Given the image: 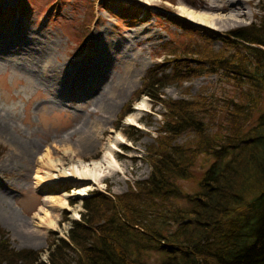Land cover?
Instances as JSON below:
<instances>
[{"label": "rangeland", "instance_id": "1", "mask_svg": "<svg viewBox=\"0 0 264 264\" xmlns=\"http://www.w3.org/2000/svg\"><path fill=\"white\" fill-rule=\"evenodd\" d=\"M262 5L264 0H0V38H14L19 43L26 32L38 37L40 43L45 42L53 65L65 67L67 76L76 71L84 82L80 89L75 86L72 94H61L57 99L56 87L49 88L39 79L41 65L31 67L34 61L29 48L18 46L0 55V229L9 246L38 252L39 260L45 261L48 240L65 239L70 222L83 212V198L93 192L120 195L129 184L145 179L149 168L144 150L153 142L163 112L148 97H135L146 72L160 63L163 73H168L164 60L171 55L166 48L179 42L204 37L214 50L219 49V40L227 32L257 24ZM181 9L213 22L195 24ZM84 33L85 38L79 40ZM50 74L46 73L45 79L53 81ZM215 79L212 75L198 76L179 85L171 83L160 89L161 98H191L210 85L220 95V89L223 93L229 87ZM88 81L92 82L86 87ZM83 90L92 94L80 98ZM96 100H114L115 104L101 110ZM139 102L143 110L136 111ZM123 112L128 113L116 129V119ZM86 135L90 139H82ZM111 139L116 140L113 154L117 170L83 191V196H68L66 208L58 214V230H47L43 240V230L34 218L41 205L51 203L42 199L58 196L61 190L70 194L72 188L91 183L76 186L61 182L45 191L37 188L38 158L48 152L57 159L69 149L88 163L101 157L102 145ZM21 146L28 147L22 150ZM183 187L195 191L192 184Z\"/></svg>", "mask_w": 264, "mask_h": 264}, {"label": "trees", "instance_id": "2", "mask_svg": "<svg viewBox=\"0 0 264 264\" xmlns=\"http://www.w3.org/2000/svg\"><path fill=\"white\" fill-rule=\"evenodd\" d=\"M260 11L257 24L227 32L217 50L204 37L167 43L169 72L153 65L135 92L163 109L144 150L147 177L120 195L83 198L65 239L48 240L45 261L11 248L0 229V264H264V5ZM210 75L229 88L161 98L171 83Z\"/></svg>", "mask_w": 264, "mask_h": 264}, {"label": "bare ground", "instance_id": "3", "mask_svg": "<svg viewBox=\"0 0 264 264\" xmlns=\"http://www.w3.org/2000/svg\"><path fill=\"white\" fill-rule=\"evenodd\" d=\"M215 10V8H212ZM182 12L185 14V16L189 19V21L194 22L195 24L200 25H211L213 22V19L201 15H197L194 12L190 10L181 9ZM14 34L10 35V37H13ZM19 39H22L19 41V43H16L18 40H14V38H11L9 40H6V38H0V55L6 54L10 51H13L18 46H25L26 48H29L32 56V61H34V65H31V67H38L41 65V69L39 72L42 73V77L39 78L42 83L45 86L50 87H56L55 95L57 99H59V95L66 94L67 92H70L72 94V90L76 86V88L80 89V86L84 83L82 80L79 79V75L76 76V71L71 74V76H67L65 67L62 66H55L53 65L48 57V49L45 45V42L42 41V43L39 42V38L31 35L30 33L27 34L24 33ZM8 41V42H7ZM5 49V50H4ZM18 49V48H17ZM4 50V52H2ZM3 53V54H2ZM87 67L89 65L87 64ZM88 70V69H87ZM51 73L50 76L52 77L53 81H49L45 79V74ZM81 74V73H80ZM84 79V78H82ZM92 81H88L86 83V87L91 83ZM114 91V92H113ZM113 94H115V89H113ZM94 92V91H93ZM92 94V92H91ZM88 92H85L84 90L80 94V98L86 97L88 95H91ZM55 97V96H54ZM55 97V99H56ZM97 106L99 109L108 110L115 104V101L113 100L112 103L108 102H101L96 100ZM136 111L143 110L141 102L137 103L135 106ZM89 135V134H88ZM91 137V136H90ZM90 139L89 136L82 137V139ZM86 142V141H85ZM116 140H109L107 143L102 145V155L97 160H92L91 162H84L81 160L77 153H74V151H71L69 149H65L62 151L60 157L52 158L50 157L51 154L48 152L38 158L37 167L35 171L34 179L36 187L41 188L42 190H47L46 188L51 187L54 188V185H57L61 182L71 183L74 185H80L83 182H90L87 187L86 186H78V188H82L81 190H78V188H72V192L70 194H67L65 192L60 191L58 196H46L42 199V202H49L51 205L45 206L53 211L56 212V215H53L51 212H49L47 209H45L44 204L41 205L38 209V225L37 227H40L43 232V236L41 235L42 239L44 240V236L47 230H58L57 226V218L58 214L62 209L66 208V198L68 196H75L80 197L83 196V191L91 190V185H97L103 177H108L109 172H112L116 169V160L113 154V150L115 149ZM28 146H21L20 149L24 150ZM27 156V154H26ZM117 170V169H116ZM48 185V186H47ZM46 186V187H43ZM3 200V197L0 194V200ZM37 231V230H36Z\"/></svg>", "mask_w": 264, "mask_h": 264}]
</instances>
